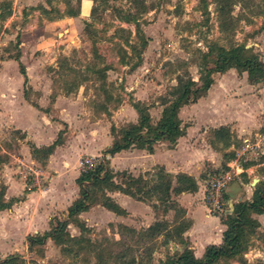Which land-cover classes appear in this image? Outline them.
Listing matches in <instances>:
<instances>
[{
    "label": "rangeland",
    "instance_id": "1",
    "mask_svg": "<svg viewBox=\"0 0 264 264\" xmlns=\"http://www.w3.org/2000/svg\"><path fill=\"white\" fill-rule=\"evenodd\" d=\"M236 44L264 61V0H0V64L12 59L14 64L7 63L5 72L18 82L20 62L32 102L41 94L45 97L42 105L48 109L49 122L42 139L46 143L38 147L58 133L62 141L57 151L43 156L40 150L32 151L34 144L24 132L11 129L0 134V189L5 191L4 179L11 182L8 192L16 202L17 224L16 242L0 245V260L19 254L23 264H160L167 255L192 250L185 234L191 218L172 196L175 206L168 209L154 197L138 205L126 197L129 211L123 216L96 203L69 218L68 196L77 195L70 191L71 181L85 158L105 161L117 172L114 179L123 180L120 174L128 169L110 165L102 138L112 140L120 127L137 120L130 101L147 104L150 122H155L163 102L173 98L177 76L189 75L200 84L199 65L211 66L214 58V52L203 53L208 46ZM211 78L209 91L178 109L185 132L180 147L202 148L206 141L222 147L217 171L239 165L233 181L242 177L244 190L252 192L255 183H264V78L249 80L246 71L233 67L212 72ZM204 95L208 98L197 103ZM222 113L228 117L214 119ZM221 124L227 134L219 140L212 130ZM157 143L161 151L171 146L164 138ZM138 161L120 159L118 166ZM156 166L133 165L128 173L153 178ZM36 170L39 180L33 184ZM59 182L66 194L63 199L48 189ZM224 190L220 210H212L203 197L208 212L218 217L212 223L214 237L218 222L225 220L236 201L226 203ZM259 218V225L244 237V251L213 264H264V215ZM157 219L164 222L159 233L146 230ZM25 220L30 225L20 236ZM57 220L67 222L62 243L47 237L42 244L28 246L27 234L48 232Z\"/></svg>",
    "mask_w": 264,
    "mask_h": 264
},
{
    "label": "trees",
    "instance_id": "2",
    "mask_svg": "<svg viewBox=\"0 0 264 264\" xmlns=\"http://www.w3.org/2000/svg\"><path fill=\"white\" fill-rule=\"evenodd\" d=\"M219 9H223V6L220 5ZM92 11L93 7L90 8V12ZM212 52H214V58L211 66L199 65L198 80L200 84H196L195 80L189 75L185 78L177 76L174 95L172 94L173 98L168 102H163L155 122H150L147 104L139 99L131 100L130 104L137 114V120L120 127L113 135L110 145L104 149V152L111 153L130 146L145 148L150 152L153 143L161 138L170 143L175 142L178 136L184 134V125L180 124L177 114L179 107L189 100L194 101L209 87L212 81V72H221L233 67L238 71H246L249 80L254 81L264 78V61L260 60L256 54H247L248 51L242 44L231 45L228 48L220 45H210L203 53L209 55ZM18 69L25 82L26 75L20 62H18ZM112 129L110 127L111 132ZM212 132L215 138L220 140L227 134V128L221 125L214 128ZM60 143L61 139L58 133L56 138L47 145L40 148L32 145V151L40 150L43 156H47L53 147ZM115 173L117 172L109 169L105 161L102 160L97 161L92 167L79 170L75 177L78 184V195L67 206V217L75 218L80 211L86 210L96 203L117 214L124 213V209L108 195L107 192L112 190L127 194L143 202H147L151 197H154L158 203H167L166 209H168L173 203L175 206V202L171 199V193L176 194L182 190L191 191L196 188L195 180L191 176L180 172L174 174L175 183L172 184V174L159 165L156 166L153 178H148L144 174L133 176L128 172L126 174L122 172L120 175H124V179L116 181L114 179ZM240 175H244V172H241ZM224 197L226 198L225 195ZM9 199L6 201L3 199V191L0 189V208L7 207L15 201L14 198ZM182 210L180 208V212ZM262 212H264V183L257 182L253 186L250 198L235 201L231 207V212L226 214L225 220H221L225 225V229L222 231L220 243L206 244L200 256H195L191 250L175 252L172 255H167L165 259L160 261V264H213L220 257L234 256L243 252L246 247L244 241L246 233L259 225L258 220L252 214ZM163 223L161 219H157L149 224L146 230L159 233ZM66 224L65 220H57L56 226L51 227L48 232L33 236L28 235V246L42 244L47 237L57 244L62 243L61 235L65 231ZM78 227L80 226L78 225ZM186 227L187 224L181 228L180 232H183ZM0 264H23V260L19 254H10L0 260Z\"/></svg>",
    "mask_w": 264,
    "mask_h": 264
},
{
    "label": "crops",
    "instance_id": "3",
    "mask_svg": "<svg viewBox=\"0 0 264 264\" xmlns=\"http://www.w3.org/2000/svg\"><path fill=\"white\" fill-rule=\"evenodd\" d=\"M82 2H85L86 0H81ZM12 63V59H6L3 60L0 64V134L5 133L8 130L13 129L14 131L18 130L19 132H24L26 138H31L32 143L34 146L38 147L40 144H45L46 141H43L42 139L46 137L45 130L47 131L48 126V117L47 114V107L42 105V102L45 101L44 95H40L38 97L39 101L32 102V98L29 96V93H26L27 86V72L25 71L26 75V81L24 82L23 75L19 72V69H17L19 76L18 82L16 80H13L8 73L5 72V66L7 63ZM213 84V83H212ZM210 90V87H208V91ZM210 96V94H208ZM208 96H201L198 98L197 103L200 102V100L207 99ZM133 112L136 115L135 110L132 108ZM62 113V116L59 114L60 117H63L64 112ZM65 116V114H64ZM232 116L229 115V117ZM228 116H225V114H220V116H216V120H223ZM213 120V119H212ZM220 120V121H221ZM135 122V121H134ZM222 123V122H221ZM224 125V124H221ZM45 127V128H44ZM218 126H213V128H216ZM212 128V129H213ZM45 129V130H44ZM44 135V136H43ZM184 134L178 136L176 138V143H169L171 146L166 147L163 151H161L157 145V141L153 143L152 151H147L145 148H139L136 146H130L127 148L120 149L118 151H113L110 153V165L113 167L123 170L128 169L125 171L131 170L133 165H140L142 166L141 169L150 168L151 166L159 165L164 168L165 171L172 174V184L175 183V176L176 173H184L189 176H191L196 183V188L194 190L188 191V190H182L179 193L173 194L171 193V196L176 199V202L179 201L181 206L186 209V213L189 215L190 222L188 224L187 229L185 230V234L188 235V240L190 241L189 248H191L193 254L195 256H200L203 248L208 243H215L218 244L221 242V231L225 229V225L222 222H218V228L220 229L217 233V235L214 237L215 234H211L212 232V223L214 221L218 220V217L216 214L208 212L207 204L203 201L204 197V179L206 178V175L214 170H217L218 165L223 161L222 156L223 153L217 146H214L212 143H209L206 141V144L202 148H195L193 145L186 146L183 145L180 147V141L185 137ZM106 139V140H105ZM160 140V139H159ZM217 140V139H215ZM102 141H105L107 147L108 144L111 141L107 137L102 138ZM103 143V144H104ZM62 147V141L60 144H57L53 147L52 151L59 149ZM106 147V148H107ZM105 149V148H102ZM223 150V148H222ZM28 153V150H26ZM51 151V152H52ZM104 151V150H103ZM50 152V153H51ZM133 152H137L140 155L138 159L126 157L127 154H131ZM49 153V154H50ZM97 155V154H96ZM94 156V155H93ZM117 156H121L122 158H117ZM141 160L137 163H132L128 166H118V160ZM115 164V165H114ZM206 171L204 172V170ZM241 169V167H239ZM238 169V171H239ZM245 171V168L243 169ZM75 173V172H74ZM246 173V171H245ZM77 172L73 174L74 180L71 187V192H77L78 195V184L75 181V177L77 176ZM234 176H237V174H234ZM234 176L232 180L227 184L225 187V195H226V202L229 201H236L238 200H244L249 199L251 190H244V186L246 184V181L244 179H238L234 180ZM238 178V177H237ZM63 181V179L61 178ZM60 180V181H61ZM3 182L5 183V191H3V199L6 201L8 198L12 196L10 192H8L10 188L9 180L4 179ZM235 185L236 189H238V198L234 197L235 194ZM52 186V187H51ZM65 186V185H64ZM48 189H52L49 191V193L53 194L58 199L65 198V192L63 190V187L61 185V182L54 183L48 185ZM246 189V188H245ZM47 190V189H46ZM108 195L116 202L120 207L124 209V213L117 214L109 209H106L108 213L115 214L116 216H123V214H127L129 211V208L125 206V202L127 200L126 197H129L130 199L136 201V205L141 203L142 201L136 200L132 197H130L127 194L121 193L116 190L108 191ZM47 194V192L45 193ZM76 195V196H77ZM241 195V196H240ZM240 196V198H239ZM69 202L67 203V206L71 203V201L75 198L74 196H68ZM126 200V201H125ZM16 203L13 201L10 203L7 207L0 208V235H4L5 238L0 236V245L1 246H9L13 245L14 242H16L17 234L13 233V230L15 229L16 221L14 220L13 215L14 214V204ZM102 206V205H101ZM204 210H207V213L204 212ZM253 216L256 217L257 220H259L260 215H264L263 213H253ZM27 225H30L26 220L24 221V225L21 226L19 229L20 236L22 230L27 229ZM32 227V226H29ZM29 234L26 235V238ZM46 240V239H45ZM44 240V241H45ZM188 241V242H189ZM192 243L194 246H192ZM194 248V249H193Z\"/></svg>",
    "mask_w": 264,
    "mask_h": 264
},
{
    "label": "built area",
    "instance_id": "4",
    "mask_svg": "<svg viewBox=\"0 0 264 264\" xmlns=\"http://www.w3.org/2000/svg\"><path fill=\"white\" fill-rule=\"evenodd\" d=\"M97 161H99L97 158H85L82 169L85 167H92ZM238 169L239 165H236L234 169L230 166V169L225 171L214 170L206 175L204 179V198L212 210H220L222 204L220 192L224 190L230 180H232L233 175L238 172ZM33 179V184H36L39 180V172L37 170L36 173L33 174Z\"/></svg>",
    "mask_w": 264,
    "mask_h": 264
},
{
    "label": "water",
    "instance_id": "5",
    "mask_svg": "<svg viewBox=\"0 0 264 264\" xmlns=\"http://www.w3.org/2000/svg\"><path fill=\"white\" fill-rule=\"evenodd\" d=\"M253 180L255 181L256 179H255V178H253Z\"/></svg>",
    "mask_w": 264,
    "mask_h": 264
}]
</instances>
